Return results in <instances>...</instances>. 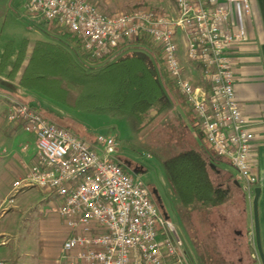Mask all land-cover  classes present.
<instances>
[{
    "label": "built area",
    "instance_id": "built-area-1",
    "mask_svg": "<svg viewBox=\"0 0 264 264\" xmlns=\"http://www.w3.org/2000/svg\"><path fill=\"white\" fill-rule=\"evenodd\" d=\"M24 9L75 35L92 61L143 41L152 46L214 155L228 160L243 190L254 194V134L236 97L230 58L247 40L251 0H174L173 13L147 5L107 13L94 0H25ZM7 119L35 139L34 162L14 189L24 182L46 194L68 230L57 264H191L148 184L124 166L119 140L84 139L16 100Z\"/></svg>",
    "mask_w": 264,
    "mask_h": 264
},
{
    "label": "rangeland",
    "instance_id": "rangeland-1",
    "mask_svg": "<svg viewBox=\"0 0 264 264\" xmlns=\"http://www.w3.org/2000/svg\"><path fill=\"white\" fill-rule=\"evenodd\" d=\"M24 5L25 0H0L2 43L8 40L20 42L24 39L34 43L42 38L60 41L57 30L52 25L47 27L39 24L25 11ZM133 54L145 57L161 76L162 65L157 53H152L145 47L132 46L119 50L117 54L91 70ZM161 106L165 107L163 112L154 115L156 111H153L149 120L141 125L130 114L113 117L68 108H60V111L64 121L71 124L73 131L82 138L93 139V136L87 138V129L95 134L113 136L121 143V159L144 167L147 172L140 175L146 183L159 189L162 195L161 211L175 225L190 263L196 264L190 256L188 238H191L193 246L198 244L196 240L199 238L205 240L200 246L203 256L206 253L205 247L210 248L212 244L211 231L216 227L219 215L211 212L203 223L198 211L188 213L175 200L169 171L165 167L170 160L193 148L191 141L197 138V135L171 91L166 89L165 96L156 105V109ZM53 122L63 126L59 122ZM6 129L5 132L0 130V264H57L59 253L56 252L65 239L60 219L50 210V200L46 199V194L36 188L22 186L24 182L18 189H14V183L22 181L28 173L21 172L26 169L22 167L23 157L21 152L19 153L20 149L10 143L11 136L7 127ZM25 135L27 136L23 142L28 143L30 148H35L34 137L28 133ZM52 203L54 205L53 201Z\"/></svg>",
    "mask_w": 264,
    "mask_h": 264
},
{
    "label": "trees",
    "instance_id": "trees-1",
    "mask_svg": "<svg viewBox=\"0 0 264 264\" xmlns=\"http://www.w3.org/2000/svg\"><path fill=\"white\" fill-rule=\"evenodd\" d=\"M56 30L60 41L38 39L33 43L30 55H27L28 40H23L19 45L8 77L15 80L22 70L18 80L21 88L41 96L61 109L113 117L130 114L139 125L149 120L153 111H156L154 115L163 112L165 107L156 109V105L163 100L167 89L178 100L199 137L208 144L185 97L168 80L162 64L160 76L145 57L133 54L91 70L106 59H88L75 35ZM14 51L15 44L9 41L0 56V73L7 69ZM25 61L27 63L24 66ZM31 106L43 115L51 116L53 121L63 124L65 128L73 130L71 124L64 121L62 113ZM167 164L175 200L188 213L196 210L206 214V217L214 210L221 213L219 209L225 203L224 195L214 190L207 177L208 173L195 155L185 153Z\"/></svg>",
    "mask_w": 264,
    "mask_h": 264
},
{
    "label": "crops",
    "instance_id": "crops-1",
    "mask_svg": "<svg viewBox=\"0 0 264 264\" xmlns=\"http://www.w3.org/2000/svg\"><path fill=\"white\" fill-rule=\"evenodd\" d=\"M94 1L101 10L107 13L125 11L134 5H147L166 13L174 12V0ZM251 3L252 12L247 18V40L235 47L230 54V58L234 69L233 83L236 97L254 134L250 161L252 173L257 177L258 182L253 187L254 194L251 197L248 196L242 188V181L238 179L237 172L230 162L216 157L211 147L199 137L192 125L193 132L197 135L198 139L195 137L191 141L193 148L186 153H191L200 160L204 171L208 173L207 177L210 179L214 190L221 192L225 198L224 205L219 209L221 213L217 212V210L213 211L222 216L219 215L216 227L212 228L211 234L213 236L210 240L212 244L210 248L205 247L206 253L204 255L206 256L201 255L200 249L205 240L199 238V240H196L198 244L193 246L191 238H188L190 256L196 261V264H263L256 241L253 200L255 190L258 188L260 190L257 201L259 236L261 252L264 258V0H251ZM32 18L39 24L42 23L47 27H51L50 24H46L36 16H32ZM9 41L14 42L15 51L7 69L3 73H0V130L3 129L5 132L7 130L6 127L8 128V134L11 136L10 143L16 149H20L19 153L21 152V157H23L21 161L23 162L22 167L26 169L21 172L28 173V169L35 158V148H30L28 143L23 142L25 136H27L25 135L27 132L20 125L12 124L7 119L10 103L16 100L49 111L58 113H61V111L59 107L52 105L41 96L30 93L19 86L18 80L22 70L15 80L8 77V73L16 57L17 49L23 40L20 42L8 40L2 43L0 34V56ZM32 46L33 42L29 41L27 55L31 54ZM136 47H145L152 53H157L152 46L145 42ZM26 63L27 61L24 62V66ZM45 117L52 120L51 116ZM86 134L88 135L87 138H92V136L94 138L96 135L90 129H87ZM165 169L168 170V167L166 166ZM199 214L202 222L205 223L206 214L201 212ZM223 219L225 222H222ZM59 222H61L62 232L66 238L68 230L61 220ZM60 248L56 252L57 254ZM209 257H211L210 260ZM188 259H190L189 256Z\"/></svg>",
    "mask_w": 264,
    "mask_h": 264
},
{
    "label": "flooded vegetation",
    "instance_id": "flooded-vegetation-1",
    "mask_svg": "<svg viewBox=\"0 0 264 264\" xmlns=\"http://www.w3.org/2000/svg\"><path fill=\"white\" fill-rule=\"evenodd\" d=\"M123 164H124L125 167H127L128 169H130L132 172L137 173L139 175H140V173L147 172L144 169V167L135 165L132 162L126 160V159L123 160ZM148 186L150 187V191L152 193V196H153L154 200L157 202V204L159 205L160 208H163V206H162V200H161L162 195L160 194L159 189L155 185H153V184H151V185L148 184ZM154 192H156V193H154Z\"/></svg>",
    "mask_w": 264,
    "mask_h": 264
},
{
    "label": "water",
    "instance_id": "water-1",
    "mask_svg": "<svg viewBox=\"0 0 264 264\" xmlns=\"http://www.w3.org/2000/svg\"><path fill=\"white\" fill-rule=\"evenodd\" d=\"M156 193V192H154ZM259 194H260V190L257 188L255 190V197L253 200V209H254V223H255V231H256V241H257V246H258V250L260 252V256H261V260L262 263L264 264V258L261 252V246H260V236H259V222H258V212H257V201L259 198ZM166 218H168V216H165Z\"/></svg>",
    "mask_w": 264,
    "mask_h": 264
}]
</instances>
